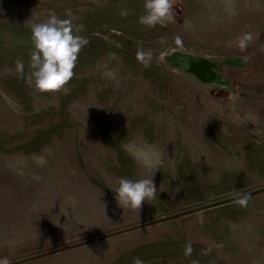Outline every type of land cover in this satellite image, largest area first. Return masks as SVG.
<instances>
[{
  "label": "rangeland",
  "instance_id": "1",
  "mask_svg": "<svg viewBox=\"0 0 264 264\" xmlns=\"http://www.w3.org/2000/svg\"><path fill=\"white\" fill-rule=\"evenodd\" d=\"M142 6L0 0V257L10 264H264V0H173L175 22L151 28L137 22ZM48 10L82 25L88 43L72 79L40 93L27 82L28 20ZM244 32L253 40L240 50ZM138 49L152 51L147 67ZM172 50L244 58L223 72L244 96L169 68L160 56ZM151 176L154 199L117 204L118 178Z\"/></svg>",
  "mask_w": 264,
  "mask_h": 264
},
{
  "label": "clouds",
  "instance_id": "2",
  "mask_svg": "<svg viewBox=\"0 0 264 264\" xmlns=\"http://www.w3.org/2000/svg\"><path fill=\"white\" fill-rule=\"evenodd\" d=\"M142 7L143 12L137 18V22L141 25L151 28L175 22L173 0H143ZM119 14L124 17L129 12L124 8ZM28 21H31L29 29L32 47L28 61L31 71L27 82L40 93L56 92L72 79L78 54L81 48L88 43L87 37L79 34L83 26L74 25L71 16L60 18L52 10H48L44 18H39L33 13V17ZM165 39L161 37L160 42L163 44ZM252 40L253 33L244 32L236 38L235 44L237 48L244 50ZM173 42L175 45L183 43L179 35L173 37ZM152 55L151 50L138 49L136 59L147 67ZM14 65L17 74L24 73L25 61L22 58L18 57ZM38 163H43L42 158ZM153 176L135 180L126 177L118 178L114 189L117 204L123 209L139 210L142 203L154 199L157 189ZM235 203L241 207L246 206L248 195L238 193ZM190 251L191 246L186 245L185 253ZM0 264H10V261L7 257H0ZM132 264H145V261L140 257H134Z\"/></svg>",
  "mask_w": 264,
  "mask_h": 264
},
{
  "label": "water",
  "instance_id": "3",
  "mask_svg": "<svg viewBox=\"0 0 264 264\" xmlns=\"http://www.w3.org/2000/svg\"><path fill=\"white\" fill-rule=\"evenodd\" d=\"M160 59L169 68L192 76L208 87H215L233 95L244 96L223 73L224 69L247 67L248 61L242 57L216 61L190 52L172 50L162 54Z\"/></svg>",
  "mask_w": 264,
  "mask_h": 264
}]
</instances>
